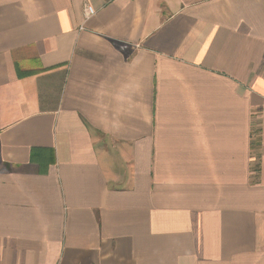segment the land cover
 I'll list each match as a JSON object with an SVG mask.
<instances>
[{
    "label": "crops",
    "instance_id": "crops-1",
    "mask_svg": "<svg viewBox=\"0 0 264 264\" xmlns=\"http://www.w3.org/2000/svg\"><path fill=\"white\" fill-rule=\"evenodd\" d=\"M0 264H264V0H0Z\"/></svg>",
    "mask_w": 264,
    "mask_h": 264
},
{
    "label": "built area",
    "instance_id": "built-area-1",
    "mask_svg": "<svg viewBox=\"0 0 264 264\" xmlns=\"http://www.w3.org/2000/svg\"><path fill=\"white\" fill-rule=\"evenodd\" d=\"M96 14L95 10L93 7L87 5L85 8L84 16L86 20H89Z\"/></svg>",
    "mask_w": 264,
    "mask_h": 264
}]
</instances>
